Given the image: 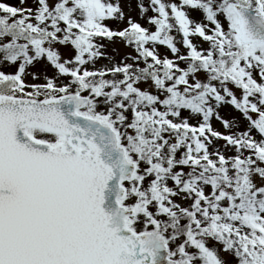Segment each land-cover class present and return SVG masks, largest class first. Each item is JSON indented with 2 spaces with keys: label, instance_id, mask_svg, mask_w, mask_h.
<instances>
[{
  "label": "snow or ice",
  "instance_id": "1",
  "mask_svg": "<svg viewBox=\"0 0 264 264\" xmlns=\"http://www.w3.org/2000/svg\"><path fill=\"white\" fill-rule=\"evenodd\" d=\"M0 264H264V0H0Z\"/></svg>",
  "mask_w": 264,
  "mask_h": 264
},
{
  "label": "rangeland",
  "instance_id": "2",
  "mask_svg": "<svg viewBox=\"0 0 264 264\" xmlns=\"http://www.w3.org/2000/svg\"><path fill=\"white\" fill-rule=\"evenodd\" d=\"M9 3H17V0H7Z\"/></svg>",
  "mask_w": 264,
  "mask_h": 264
}]
</instances>
